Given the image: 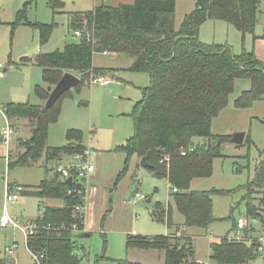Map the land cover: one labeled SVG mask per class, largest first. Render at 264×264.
<instances>
[{
	"label": "trees",
	"instance_id": "1",
	"mask_svg": "<svg viewBox=\"0 0 264 264\" xmlns=\"http://www.w3.org/2000/svg\"><path fill=\"white\" fill-rule=\"evenodd\" d=\"M34 1V0H30ZM96 6L87 12L69 14V28L81 33L76 44L64 49L40 53L34 58L22 57L20 64L41 67L44 83L55 86L64 73L71 72L81 79L75 88L79 92L93 77L111 75L116 69L94 66L97 53L125 54L134 59L130 70L145 72L150 85L143 90L142 99L133 108L131 116L134 133L117 146L127 160L123 175L133 155L147 157L149 169L157 179H168L172 198L178 212L184 217L183 229H208L216 221L212 196L227 195L232 191L191 189L193 180L208 178L213 173L215 159L223 157L222 148L232 141L230 135L212 133V122L228 106L229 98L238 80H249L250 89L235 100V108L249 109L264 99V63L253 51L240 54L232 46L207 44L200 39L201 26L207 20L224 21L235 27L245 39L254 35L258 22L260 0H197L193 11L186 14L178 30L175 26L176 0H134L131 4L113 6L95 0ZM54 10H63V0H49ZM100 2V4L98 3ZM25 8L14 25H32L39 29L41 45H45L55 24H33L24 15ZM14 63L9 60V64ZM16 64V63H15ZM50 110L44 105L8 103L4 105L10 122L28 120L31 136L21 140L24 153L10 154L8 167H27L44 159L45 177L37 186H22V196L41 200H58L62 207H45L35 221L39 225L27 248L44 255L43 264H80L76 254V239L84 233V216L79 217L75 207L85 204L78 194L86 195L85 183L75 178L67 184L65 178L51 166L65 157L83 154L87 147L80 131H67V143L48 146L51 124L61 116L62 99ZM37 96L47 101L50 92L44 86L36 87ZM203 142L196 144L195 140ZM253 141L247 135L242 146L248 151ZM186 152L183 156L182 152ZM75 175L76 172L73 171ZM174 189L177 191L174 192ZM242 201L246 207L249 225L243 240H237L238 221L235 208L228 217L231 233L210 244L211 259L219 264H250L260 255L255 237L264 230V151L260 153L253 178L243 186ZM172 209L166 212L158 204V217H167L169 227ZM258 225L262 226L257 229ZM184 231V230H183ZM127 250H158L164 252V264H199L192 239L184 232L173 235H129ZM108 259V258H106ZM96 261L95 264H97ZM116 264H141L127 259L114 260ZM0 264H6L0 259Z\"/></svg>",
	"mask_w": 264,
	"mask_h": 264
},
{
	"label": "rangeland",
	"instance_id": "2",
	"mask_svg": "<svg viewBox=\"0 0 264 264\" xmlns=\"http://www.w3.org/2000/svg\"><path fill=\"white\" fill-rule=\"evenodd\" d=\"M63 10H54L49 0H0V63L3 77L0 76V106L9 102H28L42 105L44 103L36 93L37 86H48L43 80V70L38 66L17 65L22 57H36L40 53H50L62 50L67 44H76L81 40L69 28V13L91 10L95 0H63ZM103 3L117 6L123 2L133 3L134 0H100ZM197 0H176L175 26L179 29L184 16L194 10ZM100 4V2H98ZM24 15L33 24H55L49 41L41 45L39 29L32 25H14L18 14L24 10ZM264 32V0L260 2L259 19L255 31ZM245 39L233 26L224 21L207 20L200 30V39L207 44L230 45L235 53L240 54L245 47ZM36 55V56H35ZM9 60L14 63L9 64ZM131 57L125 54L105 56L97 53L94 63L98 67L116 68L111 75H97L110 81L108 86L90 81L79 92L72 89L62 99L61 116L58 122L51 124L48 145L63 146L67 143V131L75 129L81 132L82 140L89 150H94L91 164L95 170L84 176L88 183V195L85 199L86 211L89 212V227L91 235L79 238L77 243L84 246L78 249L80 264H116L114 260L127 259L141 264H164V253L157 250L127 251V235L141 234L147 236L168 235L176 230L184 217L176 209L172 200V186L168 179L154 178L148 171L142 169L133 155L127 171L118 175V167H123L125 155L116 151L118 145L124 144L127 137L134 133V123L131 113L136 101L140 100L142 90L150 85V77L145 72H134L128 69ZM16 63V64H15ZM249 80H240L229 98V107L213 126V134L234 136L236 133H247L253 141L250 150L247 146H237L227 142L223 145V157L217 158L213 164V173L208 178L193 180L192 190L232 191L227 195H213V214L216 221L208 229L196 227L187 228L189 236L194 237L193 243L197 254L203 262L218 264L208 257L210 244L220 237L234 234L230 232L232 221L228 219L232 208H235L234 218L238 221L246 217L245 195L243 186L255 174V167L260 153L264 151V101L258 102L251 110L235 109V100L240 96L242 87L249 85ZM226 107V108H227ZM7 120L0 118V145L7 149L1 140V131L6 127ZM16 133L11 139L12 155L24 153L20 139L31 136V123L28 120L12 121ZM19 131V132H18ZM196 144L203 142L195 140ZM0 146V147H1ZM5 154V155H6ZM66 159L50 163V167L66 165ZM86 165V162H78ZM44 159L27 167L9 169L7 160L0 158V217L2 215L3 196L7 182L13 186H34L45 177L42 167ZM125 166V165H124ZM138 174L140 182L134 180ZM83 181V180H82ZM86 184V182L83 181ZM141 192L147 200L129 204L127 201L136 192ZM174 206L171 222L178 224L169 228L167 217H158V204L168 212L169 203ZM49 205L61 204L58 200H48ZM39 200L36 197L19 195L15 204L9 207V214L23 222L35 221L39 214ZM86 212V213H87ZM88 218V216H87ZM262 226L258 225V230ZM262 230V229H261ZM181 236V235H179ZM13 250L16 262L11 261L9 251ZM13 256V255H12ZM108 258V259H106ZM0 259L6 264H35L26 246V240L21 231L13 227L0 226ZM199 263V262H198ZM41 264L43 262L41 261ZM250 264H264V253Z\"/></svg>",
	"mask_w": 264,
	"mask_h": 264
},
{
	"label": "built area",
	"instance_id": "3",
	"mask_svg": "<svg viewBox=\"0 0 264 264\" xmlns=\"http://www.w3.org/2000/svg\"><path fill=\"white\" fill-rule=\"evenodd\" d=\"M78 35H80V32H77ZM91 82H99L103 86H107L110 84V81L108 79H105L104 77L98 78L93 77ZM88 81L86 85H89L91 82ZM4 117L7 120V126L4 127L1 131V138L3 143L6 145V147H9L11 145V139L13 135L16 133L15 127L12 125V122H10L9 118L6 115L5 108L3 106H0V118ZM182 155L185 156L186 152H182ZM91 152L86 150L83 154H74L71 156V158L76 161V163L71 164L69 167L65 166H58L56 171L60 173L63 178L68 179L70 177L73 178V181L75 178L79 180L80 182L84 181V176L87 174L92 173L95 170L94 165L91 164ZM78 162H86V165H81ZM73 171L76 172V174H73ZM83 180V181H82ZM24 188L20 185H8L5 190L4 199H3V213L0 217V226L3 228L7 227H13L14 229H17L21 231V233L24 235L26 240V246L29 241V239L36 234V231L38 230L39 225L36 221L32 222H23L20 221L18 218L13 217L9 214V207L19 199V195L22 194V191ZM177 190L174 189V192ZM78 194L82 200L85 201L86 195L82 194V191H78ZM147 196H145L141 192H136L131 198L127 201L129 204H135L137 201L145 200ZM76 212L78 213L79 217L82 219L84 216V210L85 205L79 204L75 207ZM249 223L243 219L240 218L238 220V234L236 239L237 240H243L244 239V232L246 228L248 227ZM255 241L257 244V251L259 254L264 253V230L262 229L257 233V236L255 237ZM30 251V250H29ZM10 254H13V250L9 251ZM33 260L35 264H41V261L44 259V255L35 253L33 251H30ZM199 264H204L203 262H199Z\"/></svg>",
	"mask_w": 264,
	"mask_h": 264
},
{
	"label": "crops",
	"instance_id": "4",
	"mask_svg": "<svg viewBox=\"0 0 264 264\" xmlns=\"http://www.w3.org/2000/svg\"><path fill=\"white\" fill-rule=\"evenodd\" d=\"M134 2V1H133ZM260 2H261V0H260ZM94 6H93V8L96 6V1H94ZM122 4H125L124 2L122 3ZM126 4H131V3H127L126 2ZM92 8V9H93ZM91 9V10H92ZM87 11H90V10H87ZM81 12H86V11H81ZM259 12H260V8H259ZM73 13V12H72ZM70 14V13H69ZM68 14V15H69ZM258 19H259V14H258ZM227 24V23H226ZM231 26V25H230ZM242 35V34H241ZM245 47H246V50L247 51H253L255 54H256V56L258 57V59L259 60H261L263 63H264V32H258L257 30L255 31V34L254 35H251V34H249V36L246 38V42H245ZM232 48H233V51L235 52V50H234V47H233V45H232ZM111 53H103V55H105V56H108V55H110ZM112 54H114V55H119V54H116V53H112ZM36 56V55H35ZM25 57V56H24ZM30 58H34V56L33 57H30ZM133 61H134V59L133 58H131V61H130V64H129V67H128V69L130 68V66L132 65V63H133ZM27 66H35V65H33V64H29V65H25V67H27ZM94 66L95 67H98L97 65H95V63H94ZM98 68H103V67H98ZM0 69H2V64L0 63ZM114 69H116V68H114ZM130 70V69H129ZM7 71V68H4V70L3 71H0V76L1 77H3L5 74V72ZM107 77H109L108 75H107ZM238 81H240V80H238ZM238 81H236V83H235V86H236V84H237V82ZM250 83V82H249ZM108 86V85H107ZM149 86V85H148ZM147 86V87H148ZM52 87H54V86H52ZM147 87H145V88H147ZM250 87H251V83L249 84V85H245L244 87H242V91H241V93L243 92V91H246V90H248V89H250ZM144 88V89H145ZM235 90V89H234ZM142 95H143V90H142ZM142 95H141V98H140V100L142 99ZM241 95V94H240ZM140 100H138V101H136L135 102V104L137 103V102H139ZM262 101H264V99L263 100H260V101H257V102H255L254 104H253V106L251 107V108H249V109H238V110H251L258 102H262ZM14 103H17V102H15V101H13ZM9 103H11V102H9ZM20 103H22V102H20ZM24 103V102H23ZM26 103V102H25ZM45 103H46V101H44V103L42 104V105H45ZM6 104H8V103H4L3 104V106L4 105H6ZM135 104H134V106H135ZM35 105V104H34ZM134 106H133V108H134ZM235 106V105H234ZM228 107H229V105H228ZM228 107L227 108H225L221 113H220V115L217 117V118H215L214 120H213V122H212V130H213V126H214V124L216 123V121H217V119L221 116V115H223V113L228 109ZM235 109H237V108H235ZM22 121V120H21ZM19 132V131H18ZM213 133V132H212ZM246 134V136H245V141H246V138H247V133H245ZM216 135H220V134H216ZM132 136V135H131ZM130 136V137H131ZM130 137H127V139H129ZM127 139L125 140V141H127ZM1 140H2V138H1ZM245 141H244V143H245ZM3 142V141H2ZM5 145V144H4ZM122 145V144H121ZM1 146V145H0ZM6 146V145H5ZM11 146V145H10ZM10 146L9 147H6V149H7V154H6V150H5V147H3V146H1L0 147V158H5L6 160H7V165H8V163H9V158H10V154L12 153V150L10 149ZM49 146V145H48ZM118 146H120V145H118ZM238 146V145H237ZM242 146V145H241ZM51 147V146H50ZM87 150L88 151H90L91 152V154H92V156H94L95 155V152H94V150H89L88 148H87ZM6 154V155H5ZM124 155H125V159H124V163H123V167L120 165V167H118V172H119V174L118 175H120V173H122L123 171H124V169H125V164H126V160H127V155L124 153ZM67 160L66 161V165H64L65 167H69L71 164H74V163H76V161H74L71 157H65L64 158V160ZM141 160H142V158H140L139 156H137L136 155V162H137V165H139L140 167H142L141 166ZM61 166H63V165H61ZM57 167V166H56ZM142 169H144V170H146V171H148L153 177H154V175L151 173V171L149 170L150 168H144V167H142ZM155 178V177H154ZM44 178H42V180H43ZM41 180V181H42ZM134 180L135 181H137V182H140V179H139V177H138V174L136 173L135 175H134ZM41 181L39 182V184L41 183ZM84 182H86V184H85V187H86V197H87V195H88V183H87V181L84 179ZM169 182V181H168ZM39 184H37V185H39ZM170 184V183H169ZM8 185H12V184H10V183H8L7 182V186ZM17 185H20V186H27V185H21V184H17ZM37 185H34V186H37ZM171 185V184H170ZM16 186V185H15ZM138 192V191H137ZM172 193H173V189H172ZM3 199H4V196H3ZM38 200H39V208H38V210H39V216L38 217H40L41 215H42V211H43V209L45 208V207H48V206H50V207H62L63 206V203H61V204H57V205H49V203H48V200H41V199H39L38 198ZM145 200H147V202H151L152 201V198H146ZM172 200H173V198H172ZM174 203V202H173ZM85 205V204H84ZM169 205H170V208L172 209V212H171V216H172V214H173V209H174V206H173V204L170 202L169 203ZM175 205V204H174ZM3 206H4V203L2 204V212H3ZM88 211V210H87ZM86 211V207H85V210H84V224H85V230H84V233L81 235V236H79L77 239H76V243H77V241H78V239L79 238H88L90 235H91V232H90V227H89V212H87ZM87 212V213H86ZM87 216H88V218H87ZM37 217V218H38ZM36 218V219H37ZM172 221V220H171ZM183 224H184V219H183V221L179 224V226L178 227H176V230H174L173 232H169L168 233V235H173V234H176V235H181V233L182 232H184L185 233V235L187 236V237H189V238H191L192 239V243H193V238L194 237H192V236H189V235H187L188 234V230H187V228L186 229H183ZM172 225L173 226H177L178 224H176V223H174V222H172ZM172 226V227H173ZM170 228V227H169ZM184 230V231H183ZM129 235H132V234H129ZM129 235H127V237L129 236ZM134 235V234H133ZM135 235H138V233H136ZM139 235H141V234H139ZM221 238V237H220ZM216 241V240H215ZM212 243V242H211ZM193 246H194V243H193ZM83 249L84 248V246H81L79 243H77V251H78V249ZM194 249H195V247H194ZM211 249V248H210ZM132 250H141V249H129V250H127V251H132ZM77 251H76V254H77ZM84 251H85V248H84ZM158 251V250H157ZM160 252V251H159ZM195 252H196V249H195ZM164 253V252H163ZM9 254H10V252H9ZM211 254H212V252H210L209 253V255H208V257H210V260H212L211 259ZM11 256V261L12 262H16V258H15V256H14V253L13 254H10ZM13 255V256H12ZM196 257H197V261L198 262H203V260L201 259V257L197 254V252H196ZM214 261V260H213ZM164 262H165V256H164ZM216 262V261H215ZM204 264H207V263H205V262H203ZM217 263V262H216ZM209 264V263H208ZM219 264V263H218Z\"/></svg>",
	"mask_w": 264,
	"mask_h": 264
},
{
	"label": "water",
	"instance_id": "5",
	"mask_svg": "<svg viewBox=\"0 0 264 264\" xmlns=\"http://www.w3.org/2000/svg\"><path fill=\"white\" fill-rule=\"evenodd\" d=\"M81 82V79L71 72H66L60 79V81L54 86H49L48 91L50 92L49 98L47 99L43 112L50 110L68 91L76 88ZM246 134L244 132L236 133L232 137V142L238 146L244 144ZM141 166L144 168H151L152 165L149 163L147 157H143L141 160ZM73 178L70 177L66 180L67 184H71Z\"/></svg>",
	"mask_w": 264,
	"mask_h": 264
}]
</instances>
